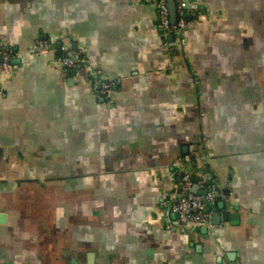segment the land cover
I'll return each mask as SVG.
<instances>
[{"label":"crops","instance_id":"0c3cea01","mask_svg":"<svg viewBox=\"0 0 264 264\" xmlns=\"http://www.w3.org/2000/svg\"><path fill=\"white\" fill-rule=\"evenodd\" d=\"M191 1L181 45L156 0H0V264H264V0ZM43 35L89 67L34 52ZM205 166L211 235L162 206Z\"/></svg>","mask_w":264,"mask_h":264},{"label":"built area","instance_id":"2783aa9c","mask_svg":"<svg viewBox=\"0 0 264 264\" xmlns=\"http://www.w3.org/2000/svg\"><path fill=\"white\" fill-rule=\"evenodd\" d=\"M158 5V25L165 34H174L180 40L181 45L186 44V29L190 23L198 22L205 16L201 4L191 0H175L176 22L172 21L169 0H156ZM34 46L38 54L54 53L56 60L68 69L78 70L89 67L87 53L79 48L62 46L60 49L48 37L38 36L34 40ZM0 72L10 77L15 72L13 64L14 51L5 44L0 43ZM87 76L91 79L93 91L98 96L110 99L115 92V82L105 77L99 69H89ZM183 191L178 201L173 202L172 210L179 215V220L184 224H199L210 221L211 213L204 210V198L213 206L216 204L219 192L218 183L213 177L200 175L194 178L191 173L184 172L180 181ZM197 185L200 190H207L206 194L192 192L193 186Z\"/></svg>","mask_w":264,"mask_h":264},{"label":"water","instance_id":"95a60500","mask_svg":"<svg viewBox=\"0 0 264 264\" xmlns=\"http://www.w3.org/2000/svg\"><path fill=\"white\" fill-rule=\"evenodd\" d=\"M170 1V8H171V16H172V21L173 22H176L177 20V16H176V4H175V0H169ZM193 23H190L189 25H193ZM43 37H47L46 35H43ZM174 34L170 33V34H167V39L169 41H172L174 39ZM63 46L62 43H59L56 45V47H58L59 49ZM74 47H78V46H74ZM32 50L34 52H36V48L35 46H33ZM37 53V52H36ZM0 61H1V57H0ZM15 63V61L13 62V64ZM116 88V87H115ZM103 100L104 98L101 97ZM201 174L197 173V172H188V173H191V175L194 177V178H197L199 177L200 175H208L209 177H213L212 176V173L210 172L209 168L207 166L203 167L202 170H201ZM182 174L179 175L178 179H177V182L175 184V193L172 195V196H169L167 197L165 200H163L162 202V206L167 210L168 213H170L174 218L176 219H179V215L174 212L172 210V205H173V202L175 201H178L182 195H186L188 192L187 191H183L182 187L180 186V181L182 179ZM192 192H197V193H200V194H206L207 190H200V188L195 185L193 186V188L191 189ZM217 196L220 197V192L217 193ZM204 203H205V206H204V210L206 212H213L212 213V217H211V220L210 221H206L204 223H199V224H184V225H187V226H198L199 228H201V231L203 234H206V235H211L212 232L215 230V227L216 225H218L220 222H221V216L218 214L219 213V210L220 209H223L224 208V202H217L216 205L214 206H211L207 199L204 198ZM225 219H227V216L225 215ZM0 220L1 222H4L5 221V214H1L0 215ZM213 225L211 227V224ZM192 226V227H193ZM92 258L89 259V264H95V259L93 258V255H91ZM73 263L74 264H77L76 260H73Z\"/></svg>","mask_w":264,"mask_h":264},{"label":"flooded vegetation","instance_id":"af4514ba","mask_svg":"<svg viewBox=\"0 0 264 264\" xmlns=\"http://www.w3.org/2000/svg\"><path fill=\"white\" fill-rule=\"evenodd\" d=\"M90 259V258H89Z\"/></svg>","mask_w":264,"mask_h":264}]
</instances>
